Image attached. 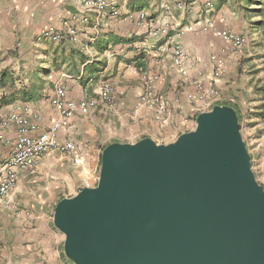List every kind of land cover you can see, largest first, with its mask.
<instances>
[{"label": "crops", "instance_id": "crops-1", "mask_svg": "<svg viewBox=\"0 0 264 264\" xmlns=\"http://www.w3.org/2000/svg\"><path fill=\"white\" fill-rule=\"evenodd\" d=\"M178 2L113 0L97 12L76 0H0V122L21 117L34 127L29 136H43L59 119L50 104L58 87L74 103L97 98L104 83L113 93L111 105L76 112L69 120L72 134L58 131L59 142L70 137L74 156L54 150L32 169L16 170L15 188L0 201V264H73L64 255L63 235L52 224L55 205L75 196L85 182L96 184L108 145L144 138L169 144L193 130L195 117L209 110H204L196 83L217 90L219 101L212 107L222 104L236 111L252 170L264 183V52L255 47L259 32L254 20L239 10L243 2L237 0H187V9L178 8ZM110 7L117 16H110ZM189 25L194 32L185 31ZM49 28L59 42H37ZM221 29L243 36L246 45L234 49L216 37ZM162 31L188 54L186 75L176 71ZM159 54L167 55L165 62ZM211 56L224 61L215 81L210 80ZM143 74L155 77L153 89L168 104L163 121L139 104ZM7 155L0 143V164Z\"/></svg>", "mask_w": 264, "mask_h": 264}, {"label": "water", "instance_id": "water-1", "mask_svg": "<svg viewBox=\"0 0 264 264\" xmlns=\"http://www.w3.org/2000/svg\"><path fill=\"white\" fill-rule=\"evenodd\" d=\"M52 224L73 264H264V188L236 111L213 106L169 144L108 145Z\"/></svg>", "mask_w": 264, "mask_h": 264}, {"label": "built area", "instance_id": "built-area-1", "mask_svg": "<svg viewBox=\"0 0 264 264\" xmlns=\"http://www.w3.org/2000/svg\"><path fill=\"white\" fill-rule=\"evenodd\" d=\"M83 7L92 9L94 11H103L111 6L113 0H76ZM187 0H179L176 4L178 8L187 9ZM207 9H212L210 2H206ZM110 16H117V11L110 7ZM144 17L141 16V19ZM83 22H87L86 18H82ZM209 24L202 28L205 31ZM187 32H194V26L189 25L185 28ZM167 45V53L171 56L173 65L180 75H186V65L189 61V56L183 49L176 43L172 36H168L165 31H162ZM69 34L75 36V31L70 27ZM152 35L156 32L152 31ZM215 35L220 40L229 43L234 49H239L246 45L247 40L230 30L221 29L216 30ZM49 39L54 42H59V35L55 34L52 28L42 30L37 38V42ZM161 62H165L167 55L159 54ZM212 65L211 81L217 80L222 74L224 61L215 56L210 57ZM154 76L147 74L142 75L143 90L139 98V104L155 111L156 120L163 121V117L167 114V102L165 98L156 93L153 89ZM200 99L204 101V110L211 109L214 101H219L217 90L210 86L204 87L200 83L195 85ZM97 98L80 101L77 103L71 102L65 98V90L63 87H58L53 97L50 99V104L56 109L59 114V119L53 124L48 133L43 136L32 137L29 132L34 129L28 121L21 117L10 116L6 120L0 122V143H3L8 149V155L5 161L0 164V201L5 198L16 186L17 174L16 170L32 169L39 158L47 152L59 151L68 156H74L75 147L70 140L66 137L59 142L57 140V133L60 130H65L68 135L72 134L70 129L69 120L76 113H86L88 110L95 108L99 104L111 105L113 101L112 88L108 84H103L98 91ZM178 109H181L178 106ZM208 110V111H209ZM205 112V111H204ZM11 125L18 127L16 130L11 129ZM263 131H264V112H263ZM15 134V138L11 139V135ZM264 161V159H263ZM90 187L85 182L83 188Z\"/></svg>", "mask_w": 264, "mask_h": 264}, {"label": "trees", "instance_id": "trees-1", "mask_svg": "<svg viewBox=\"0 0 264 264\" xmlns=\"http://www.w3.org/2000/svg\"><path fill=\"white\" fill-rule=\"evenodd\" d=\"M237 2L238 3L243 2V5L239 7V10H242L245 13H247L249 17L254 20L253 27L257 32H259V39L255 44V47L262 48L264 52V0H237ZM219 105L225 106L222 104ZM238 124H239V117H238Z\"/></svg>", "mask_w": 264, "mask_h": 264}, {"label": "rangeland", "instance_id": "rangeland-1", "mask_svg": "<svg viewBox=\"0 0 264 264\" xmlns=\"http://www.w3.org/2000/svg\"><path fill=\"white\" fill-rule=\"evenodd\" d=\"M248 67V66H247ZM250 69H246V71H249ZM264 89V88H263ZM260 156V155H259ZM261 159V156H260V158H258V160H260ZM264 159V158H263ZM263 159H262V161H260V164H261V169H263L264 170V161H263ZM259 163V162H258ZM260 166V165H259ZM262 186H263V188H264V183L263 184H261Z\"/></svg>", "mask_w": 264, "mask_h": 264}]
</instances>
